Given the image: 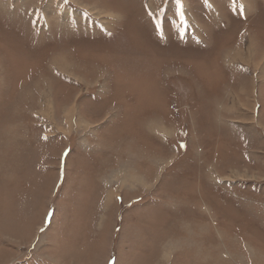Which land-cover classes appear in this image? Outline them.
Segmentation results:
<instances>
[{"label": "rangeland", "instance_id": "obj_1", "mask_svg": "<svg viewBox=\"0 0 264 264\" xmlns=\"http://www.w3.org/2000/svg\"><path fill=\"white\" fill-rule=\"evenodd\" d=\"M182 2L0 0V264H264V0Z\"/></svg>", "mask_w": 264, "mask_h": 264}, {"label": "snow or ice", "instance_id": "obj_2", "mask_svg": "<svg viewBox=\"0 0 264 264\" xmlns=\"http://www.w3.org/2000/svg\"><path fill=\"white\" fill-rule=\"evenodd\" d=\"M176 4L178 5V8H179V15H180L181 19H183L184 18V11H183L184 5H183L182 0H176ZM241 8H242V6H241Z\"/></svg>", "mask_w": 264, "mask_h": 264}, {"label": "flooded vegetation", "instance_id": "obj_3", "mask_svg": "<svg viewBox=\"0 0 264 264\" xmlns=\"http://www.w3.org/2000/svg\"><path fill=\"white\" fill-rule=\"evenodd\" d=\"M55 4H56V3H55ZM60 10H61V9H60ZM58 13H59V12H58ZM58 17H59V16H58ZM47 20H48V13H47V12H44V14H43V21H44V24H45V25H43V28H45V26H47L49 30H52V28L50 29V26H48L49 24L47 23ZM58 20H59V18H58ZM58 20H57V23H59Z\"/></svg>", "mask_w": 264, "mask_h": 264}]
</instances>
